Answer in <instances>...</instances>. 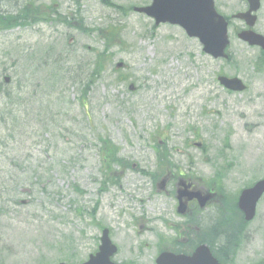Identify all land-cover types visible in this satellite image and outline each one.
Returning <instances> with one entry per match:
<instances>
[{
	"label": "rangeland",
	"instance_id": "1",
	"mask_svg": "<svg viewBox=\"0 0 264 264\" xmlns=\"http://www.w3.org/2000/svg\"><path fill=\"white\" fill-rule=\"evenodd\" d=\"M149 3L0 0V264H81L103 228L115 264H155L162 231L173 249H190L159 191L167 166L229 194L264 176L259 50L233 35L229 59L213 60L182 29L131 10ZM221 74L247 90L224 91ZM255 227L264 260V199ZM206 230L194 219V248L208 244Z\"/></svg>",
	"mask_w": 264,
	"mask_h": 264
},
{
	"label": "flooded vegetation",
	"instance_id": "2",
	"mask_svg": "<svg viewBox=\"0 0 264 264\" xmlns=\"http://www.w3.org/2000/svg\"><path fill=\"white\" fill-rule=\"evenodd\" d=\"M213 3L216 12L227 23L230 40L233 35L237 37L248 30L264 38V0H213ZM259 52L260 58H264V52ZM261 73L262 70H255L256 76ZM169 169L163 175L162 192L164 197L173 199L175 218L180 220L179 239L194 248V219H197L199 226L207 229L210 241L204 245L211 249L214 258H218L215 251H222V261L218 259L221 264H264V260L258 259L263 252L261 228L255 227L253 232L247 230L255 217L247 222L238 210L237 201L231 204L225 197H220L215 188L194 181V175L189 172L186 175L177 173L181 171L180 167L170 166ZM194 192L208 196L203 207L191 196ZM212 243L215 246L217 243L215 249Z\"/></svg>",
	"mask_w": 264,
	"mask_h": 264
},
{
	"label": "water",
	"instance_id": "3",
	"mask_svg": "<svg viewBox=\"0 0 264 264\" xmlns=\"http://www.w3.org/2000/svg\"><path fill=\"white\" fill-rule=\"evenodd\" d=\"M135 12L144 13L154 18L156 25L169 23L182 27L187 36L196 37L203 45V52L214 59L222 58L228 44L226 27L222 19L216 15L211 0H154L153 5L146 9H135ZM244 39L251 46H260L264 50V43L256 35H244ZM219 82L230 91L241 92L244 87L237 79L220 77ZM6 82L9 80L6 79ZM264 193V179L259 181L252 189L242 193L240 208L244 211L246 219L253 217L255 204ZM116 252L108 239V231L104 230L101 237L99 252L85 264H111L109 258ZM200 254V253H199ZM195 254L193 257H197ZM193 259L173 257L162 254L156 264H191ZM196 259V258H195ZM195 261V260H194Z\"/></svg>",
	"mask_w": 264,
	"mask_h": 264
},
{
	"label": "trees",
	"instance_id": "4",
	"mask_svg": "<svg viewBox=\"0 0 264 264\" xmlns=\"http://www.w3.org/2000/svg\"><path fill=\"white\" fill-rule=\"evenodd\" d=\"M8 21H10L9 25L14 23L13 18H7ZM109 154V157H113L115 155L116 150L114 148L107 147L106 150Z\"/></svg>",
	"mask_w": 264,
	"mask_h": 264
},
{
	"label": "bare ground",
	"instance_id": "5",
	"mask_svg": "<svg viewBox=\"0 0 264 264\" xmlns=\"http://www.w3.org/2000/svg\"><path fill=\"white\" fill-rule=\"evenodd\" d=\"M172 66V65H171ZM83 194V193H82ZM114 206V204H112L111 206H109V207H113ZM108 214V213H107ZM130 239H128V241H129Z\"/></svg>",
	"mask_w": 264,
	"mask_h": 264
}]
</instances>
